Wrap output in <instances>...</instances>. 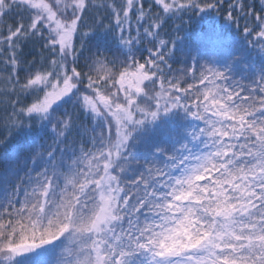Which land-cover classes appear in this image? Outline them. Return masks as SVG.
<instances>
[{
    "label": "snow or ice",
    "instance_id": "1",
    "mask_svg": "<svg viewBox=\"0 0 264 264\" xmlns=\"http://www.w3.org/2000/svg\"><path fill=\"white\" fill-rule=\"evenodd\" d=\"M223 2L154 0V13L144 0H0V25L20 15L0 27V84L17 97L0 138H17L0 158V264H264V15L243 30L258 65L229 63L233 52L199 64L161 38L170 16ZM101 9L114 23H89ZM228 9L227 22L253 15L243 0ZM101 32L122 59L98 47L81 68ZM28 40L40 59L21 79ZM177 54L193 63L170 76Z\"/></svg>",
    "mask_w": 264,
    "mask_h": 264
},
{
    "label": "trees",
    "instance_id": "2",
    "mask_svg": "<svg viewBox=\"0 0 264 264\" xmlns=\"http://www.w3.org/2000/svg\"><path fill=\"white\" fill-rule=\"evenodd\" d=\"M52 2V0H49ZM232 0H224L223 6L218 10H212L208 13L201 14L199 12H185L183 14H177L176 16H170L167 18V22L164 24L161 29V38L166 40L177 39V45L185 44V46L191 45L193 51L191 52L192 57H198L199 64H205L209 60L215 59L218 54L220 58L228 56L229 52H233L229 63L231 60H239L242 64H251L253 62L259 63L260 56L262 55L259 46L253 47L248 41H253L256 39L255 33L252 36L247 38V41L244 39V27L247 23L249 27H252L255 23V15H264V7L261 6L260 0H243L246 6H251L252 16L241 17L238 10H232L233 16L236 19V22H227L226 15L228 12V4ZM116 3L119 4L120 0H116ZM151 5L152 11L161 12L162 9L155 5L154 0H144L145 9ZM25 24L28 23L27 16L28 13L23 14ZM104 19V23L108 24L109 22L114 23V20H110L107 17L103 9L99 13L90 12L88 14V21L91 24L96 17ZM132 16V26L133 30L136 28V19L135 11L131 14ZM20 20V15L13 14L11 17H4L3 24L0 27L3 28V35H7V27L14 26L17 21ZM181 40V41H180ZM210 40L218 41L215 49H213ZM77 49L80 47L79 39L74 41ZM147 42L141 46V51L137 53V59L140 62H143L147 57L148 53L144 51V48L150 47ZM42 47V41L39 40H28L20 42V51L22 52V70L19 72L21 79H23L26 71L29 67H33L29 62H37L40 59V49ZM100 48L102 54L107 56L110 60L120 57V52L116 49L114 44L111 41L110 36H104V34L97 33V35L88 42L85 49L80 51L78 65L83 68L86 63L91 62L90 57L96 52L97 48ZM171 48V43H169ZM215 53V54H214ZM8 53H5L7 56ZM122 59V57H120ZM3 59V58H0ZM186 61V62H185ZM172 63V71L169 73L170 76L179 75V70L181 68L187 67L193 63L191 58H185L177 54L176 62ZM217 68H221L222 65L215 64L213 65ZM0 70H3V74L6 75L9 69L5 67L4 64H0ZM79 70V68H78ZM86 70V68H85ZM236 78L239 79V74L236 75ZM189 83H197L198 81H193L186 78L181 86L187 87ZM118 87V86H117ZM200 87H203L200 85ZM105 91H116V88L105 87ZM121 99L123 98V93H119ZM17 97L12 93L3 90L2 84H0V138L7 136V127L9 118L12 115V104L16 101ZM21 101L30 103L32 97H21ZM182 115V113H180ZM177 120H180V116L176 117ZM87 123V118H85ZM185 124H195L196 121H185ZM202 126V125H201ZM166 129H161V135ZM160 138V137H158ZM17 143V138L13 137L7 144V147L0 146V158H3L4 153L7 151L11 153L15 150ZM2 195V193H0Z\"/></svg>",
    "mask_w": 264,
    "mask_h": 264
}]
</instances>
